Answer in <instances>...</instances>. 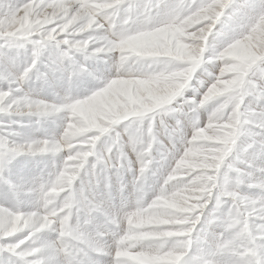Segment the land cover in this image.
I'll list each match as a JSON object with an SVG mask.
<instances>
[{"label": "clouds", "instance_id": "1", "mask_svg": "<svg viewBox=\"0 0 264 264\" xmlns=\"http://www.w3.org/2000/svg\"><path fill=\"white\" fill-rule=\"evenodd\" d=\"M23 12L0 8V166L43 216L0 218L17 247L43 218L60 264H264V0Z\"/></svg>", "mask_w": 264, "mask_h": 264}, {"label": "snow or ice", "instance_id": "2", "mask_svg": "<svg viewBox=\"0 0 264 264\" xmlns=\"http://www.w3.org/2000/svg\"><path fill=\"white\" fill-rule=\"evenodd\" d=\"M29 3V0H23L15 6L10 3H0V8H6L9 13H14ZM252 6L251 4L244 5L237 10V14H243V8ZM50 39L54 38L50 37ZM64 55H70V52H65ZM99 94V92L96 93V95ZM24 181L25 177L22 172H14L11 168L0 166V218H7L11 222L20 217L43 216L31 207L34 190L27 187ZM53 227L46 219H41L38 233L41 245L40 250L35 252L25 250L23 245L17 247L22 237L18 233L13 234L14 229L12 231L0 229V264H60L58 257L50 251L51 241L44 239L45 234L52 232ZM45 251H48L46 256ZM96 255L99 257V264H107L108 260L119 264V261L107 252L100 251ZM119 255L120 253L116 254V256Z\"/></svg>", "mask_w": 264, "mask_h": 264}, {"label": "rangeland", "instance_id": "3", "mask_svg": "<svg viewBox=\"0 0 264 264\" xmlns=\"http://www.w3.org/2000/svg\"><path fill=\"white\" fill-rule=\"evenodd\" d=\"M22 2H23V0H0V3H4V4L10 3L13 6H15L16 4L22 3ZM29 2L30 3H39L40 0H29ZM19 11H20L21 15L24 14L23 8H21ZM105 98H106L105 94L100 93L99 95H95L92 98V100L90 101V103L92 105L103 106L105 103ZM75 112L78 115H81V116L84 115V109L80 105H77V107L75 108ZM25 123H27V122H25ZM21 159H24V158H21ZM25 163L27 164V166L29 168H37L38 169L39 167H43V164L40 162V158H36V160H26ZM17 172L23 173V171H20V170H17ZM128 258L132 261V264H138V258L131 257V256H129Z\"/></svg>", "mask_w": 264, "mask_h": 264}, {"label": "bare ground", "instance_id": "4", "mask_svg": "<svg viewBox=\"0 0 264 264\" xmlns=\"http://www.w3.org/2000/svg\"><path fill=\"white\" fill-rule=\"evenodd\" d=\"M31 254H34V253H31ZM202 264H203V262H202Z\"/></svg>", "mask_w": 264, "mask_h": 264}]
</instances>
